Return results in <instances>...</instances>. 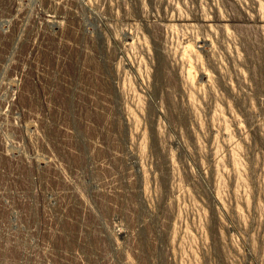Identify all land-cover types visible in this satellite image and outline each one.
<instances>
[{"label": "rangeland", "instance_id": "1", "mask_svg": "<svg viewBox=\"0 0 264 264\" xmlns=\"http://www.w3.org/2000/svg\"><path fill=\"white\" fill-rule=\"evenodd\" d=\"M260 17L0 0V264H264Z\"/></svg>", "mask_w": 264, "mask_h": 264}, {"label": "bare ground", "instance_id": "2", "mask_svg": "<svg viewBox=\"0 0 264 264\" xmlns=\"http://www.w3.org/2000/svg\"><path fill=\"white\" fill-rule=\"evenodd\" d=\"M50 17H51V15H50ZM51 18H53V16H52ZM54 19H55V18H54ZM221 19L224 20L223 18H221ZM221 19H220V20H221ZM248 19H249V20H253V21H255V22H257V21H260V22L263 21V22H264V18H261V17H260L258 20H257V18H255V19H253V18H248ZM222 20H221V21H222ZM118 232H119V231H118ZM120 233H122V232H120Z\"/></svg>", "mask_w": 264, "mask_h": 264}]
</instances>
